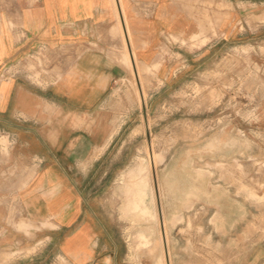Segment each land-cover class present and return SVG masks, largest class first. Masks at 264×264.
Masks as SVG:
<instances>
[{"label":"rangeland","instance_id":"1","mask_svg":"<svg viewBox=\"0 0 264 264\" xmlns=\"http://www.w3.org/2000/svg\"><path fill=\"white\" fill-rule=\"evenodd\" d=\"M205 4L213 13H206L204 36L165 38L152 65L139 62L133 49L141 75L125 59L128 47L120 27L127 73L111 84L102 114L114 129L113 141L82 169L87 198L100 205L119 254L129 255L131 264H237L232 258L264 243V4L256 12L247 11L236 28L243 32L230 37L218 29L224 19L218 5ZM125 19L128 27L126 12ZM129 35L132 43L130 30ZM212 38L214 45L207 51L203 45ZM60 56L43 50L29 57V79L44 85L41 73L53 67L59 75ZM3 125L0 121L2 187L17 174L5 164L11 139ZM140 179L153 183L167 224L133 205ZM191 188L195 193L186 198ZM239 202L246 216L239 227L228 229L227 217L237 218ZM0 215L27 226L18 209ZM152 228L158 240L149 243L143 236ZM29 251L40 257L43 250L33 243L0 248V255L11 262L14 255ZM38 264L64 263L55 253L47 261L39 258Z\"/></svg>","mask_w":264,"mask_h":264},{"label":"crops","instance_id":"2","mask_svg":"<svg viewBox=\"0 0 264 264\" xmlns=\"http://www.w3.org/2000/svg\"><path fill=\"white\" fill-rule=\"evenodd\" d=\"M122 1L131 47L138 61L149 65L159 59L165 38L192 40L195 34L207 33L206 13H213L207 1L224 13L218 29L229 37L243 32L236 28L247 11L256 12L264 4V0ZM117 3L0 0V121L11 139L5 164L17 172L2 187L0 171V212L18 209L27 224L21 228V222L10 223L0 215V248L35 243L43 250L40 257L36 251L14 255L11 262L0 255V264H38L39 258L47 261L55 253L64 264H131L129 255L119 254L100 205L87 198L82 169L113 141L114 129L102 116L103 108L111 84L123 78L128 67L120 36V19L124 28L125 19H119ZM214 40L203 48L208 51ZM41 49L60 52L63 67L59 75L54 67L41 73L44 85L31 81L26 69L30 54ZM10 63L15 75L5 71ZM95 113L96 118L86 119ZM246 212L239 202L237 218L227 217L228 229L239 227ZM233 259L237 264H261L264 243Z\"/></svg>","mask_w":264,"mask_h":264},{"label":"bare ground","instance_id":"3","mask_svg":"<svg viewBox=\"0 0 264 264\" xmlns=\"http://www.w3.org/2000/svg\"><path fill=\"white\" fill-rule=\"evenodd\" d=\"M117 13H118V16H119V19L121 18V16H122V18H124L125 19V11H124V9H123V2H122V0H118V3H117ZM124 25H125V28L123 27V23H122V21H121V19H120V27H121V30H122V32H123V35H124V41H125V44L127 45V47H128V51H126V53H125V59L130 63V65L131 66H133L134 67V69L133 70H135V72H136V74L137 75H139L140 73L138 72V70L140 71V69L139 68H137V64H136V58H135V54H134V52H133V49H132V47H131V45H132V43H131V38H130V35H129V30H128V27H127V23H126V19L124 20ZM126 45H125V47H126ZM129 45H130V49H132V50H130L129 49ZM132 67V68H133ZM132 70V71H133ZM141 75V74H140ZM138 77V76H137ZM140 82H141V79H140ZM140 88V87H139ZM141 88H142V86H141ZM157 187V186H156ZM159 187V186H158ZM154 187H153V183H151L150 182V180H148V179H140V180H138L137 182H136V193H135V195H134V198H133V205L138 209V211H141L142 213H145V214H147V216H149L151 219H153V220H156V221H160V220H162V222L165 224H167L168 223V217L166 216V212H161V211H159V207H157V203H156V198H155V193H154ZM158 191H159V189H158ZM191 193H195L194 192V188H191V189H189V190H187L186 191V198H188L189 197V195L191 194ZM159 194H160V192H159ZM191 196V195H190ZM159 197V196H158ZM161 201V200H160ZM188 201V200H187ZM160 205H162V203L160 204ZM160 205H158V206H160ZM137 211V212H138ZM161 212V213H160ZM175 214H176V211L175 212H173V214H172V217H171V220H173V218H174V216H175ZM179 214V213H178ZM177 216V215H176ZM175 216V217H176ZM161 218V219H160ZM177 218V217H176ZM160 219V220H159ZM152 220V221H153ZM175 221H177V220H175V218H174V222ZM161 222V221H160ZM159 222V223H160ZM173 222V221H172ZM157 224H158V222H157ZM161 226H162V224H160L159 225V227L161 228ZM165 226V225H164ZM166 229H167V227H166ZM159 230V229H158ZM161 230V229H160ZM168 230V229H167ZM166 230V231H167ZM162 231V230H161ZM163 232V231H162ZM166 233V232H165ZM162 234V233H161ZM157 235V230H156V228H152L150 231H149V235H147V234H144V238H146V242H149V243H151L152 241H154V240H158V237L156 236ZM164 235V234H163ZM73 236H75V235H73ZM72 236V237H73ZM71 237V238H72ZM74 238V237H73ZM160 239V238H159ZM161 239H162V237H161ZM160 239V240H161ZM70 240V239H69ZM162 240H164V239H162ZM169 241V240H168ZM170 242V241H169ZM167 243V242H166ZM167 245H170V244H167ZM166 245V246H167ZM83 248V247H82ZM166 248V247H165ZM71 249V248H70ZM167 252V251H166ZM166 252H165V254H166ZM164 254V255H165ZM161 255H163V254H161ZM167 256V255H166ZM171 257V256H170ZM169 257V258H170ZM170 261H171V259H170ZM169 261V262H170ZM168 263V262H167ZM172 263V262H171Z\"/></svg>","mask_w":264,"mask_h":264},{"label":"built area","instance_id":"4","mask_svg":"<svg viewBox=\"0 0 264 264\" xmlns=\"http://www.w3.org/2000/svg\"><path fill=\"white\" fill-rule=\"evenodd\" d=\"M44 50V49H43ZM42 49H41V51H43ZM40 51H38V52H36V53H31L30 54V58H34L35 56H36V54L37 53H39ZM13 64L12 63H10V64H8V65H6L4 68H5V71L6 72H9L11 75H15V73H17V72H15L14 70H13Z\"/></svg>","mask_w":264,"mask_h":264}]
</instances>
